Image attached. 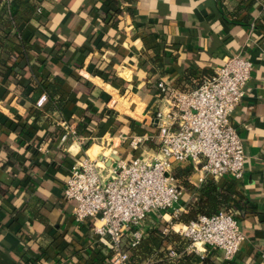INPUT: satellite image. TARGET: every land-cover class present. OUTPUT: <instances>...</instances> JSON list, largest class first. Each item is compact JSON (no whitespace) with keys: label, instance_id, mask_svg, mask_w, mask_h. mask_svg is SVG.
<instances>
[{"label":"crops","instance_id":"0c3cea01","mask_svg":"<svg viewBox=\"0 0 264 264\" xmlns=\"http://www.w3.org/2000/svg\"><path fill=\"white\" fill-rule=\"evenodd\" d=\"M45 10L44 26L27 19L20 25L23 38L35 45L21 83L12 76L16 66L0 68V264H83L78 256L88 259L101 243H95L93 220L76 223L75 204L64 196L75 161L87 154L104 156L107 165L129 160L134 151L124 137L140 130L155 136L157 112L169 111V99L158 93L160 81L190 92L226 57L241 54L254 64L247 96L233 115L246 169L240 181H214L228 188L230 212L247 237L232 262L264 264V0H137L135 19L124 12L115 26L103 23L101 0H52ZM19 51L25 64V52ZM152 58L159 59L165 74ZM189 69L194 73L186 80ZM50 73L64 77L67 85L55 101L47 94L38 98L46 100L36 118L34 107H40L28 98L33 85L27 80ZM83 116L87 124L88 116L100 117L93 131L80 135L91 134L96 141L87 148L74 137L63 143L64 126L76 129ZM143 149L146 156L157 153L154 141ZM178 168L192 170L195 190L213 180L200 181L189 162L176 164L174 171ZM196 199L197 193L183 189L180 212ZM172 220L162 213L146 227L163 230ZM209 254L223 263L218 250L191 259L202 264Z\"/></svg>","mask_w":264,"mask_h":264},{"label":"built area","instance_id":"2783aa9c","mask_svg":"<svg viewBox=\"0 0 264 264\" xmlns=\"http://www.w3.org/2000/svg\"><path fill=\"white\" fill-rule=\"evenodd\" d=\"M253 71L252 60L241 54L226 57L193 91L183 92L160 81L158 87L169 99L170 108L157 112L155 136L124 137L134 151L129 160L107 165L104 156L87 154L75 161L64 196L75 204L76 223L93 220L95 243L104 244L110 264L130 263L124 241L129 247L138 246L150 230L146 223L152 216L169 213L177 218L181 213L178 207L183 189L173 176L176 164L191 163L200 173V181L208 177L243 179L247 156L233 115L247 96ZM64 127L63 143L74 137L87 148L96 141L91 134L80 137L73 126ZM148 141L157 145L155 156L143 152ZM163 233H175L186 240L189 255L218 250L227 262H232L247 242L237 214L224 210L188 224L171 221ZM170 256L175 257V252Z\"/></svg>","mask_w":264,"mask_h":264},{"label":"trees","instance_id":"16d2710c","mask_svg":"<svg viewBox=\"0 0 264 264\" xmlns=\"http://www.w3.org/2000/svg\"><path fill=\"white\" fill-rule=\"evenodd\" d=\"M50 1L52 0H0V68L3 71H13L14 66H16V69L19 68L20 71H16L15 69L12 76L20 83L24 76L23 74L27 73L25 70L29 65L27 62L28 56L35 49L33 41L23 38L20 25L27 19L29 22L37 23L38 26H44L49 19V13L45 10V4ZM101 2L105 8V12L103 13V23L105 25L115 26L119 16L124 12L129 13L131 18L135 19L137 0H101ZM19 48L23 49L27 57V60L24 62L25 64L22 62L21 55L23 53L19 51ZM151 61L154 63L155 68H158L162 73L165 71V67L160 63L158 58H152ZM2 70L0 73L4 74ZM149 71L151 72V70ZM188 72L186 80L190 79L194 70L189 69ZM201 72L205 71L201 70ZM27 82L33 85V90L28 98L34 106L38 104V98L43 94H47L50 99L55 101L60 90L67 85V80L64 77L52 73L48 76H43L39 80L31 75L28 77ZM201 82L199 81L196 88L200 86ZM158 93L164 96V92L159 87ZM58 105L62 107L63 103L61 102ZM44 106L40 108L34 107L36 118L42 115L41 108ZM111 113V110H106V114L110 115ZM88 117L90 119L89 124L85 123L87 119H85L86 116H83L84 123L77 125V135L80 136L84 135L86 131H93L100 119V117ZM143 133L144 131H139L140 135ZM192 174L191 169L178 168L173 171V176L179 187L197 193V199L190 202L187 205L186 211L181 212L177 218L173 217L172 221L188 224L197 220L199 216H212L221 210L229 212L230 206L228 205V201L230 195L228 188L219 186L217 182L211 180L200 187L199 191L195 190L196 184L190 179ZM162 225L166 226L167 223ZM157 238L160 240L159 246L154 243V239ZM187 244L188 242L183 240L178 234L170 233L167 235L159 227H153L147 232L145 238L138 246L127 249L130 255L129 264H194L191 259L193 256L187 254L185 251ZM104 248V244H98V247L89 253L88 259L85 260L79 255V262L83 264H110L108 262L109 257L103 254L102 249ZM171 251L175 252V257L170 256ZM202 264L220 263L212 257V254H209L203 259ZM222 264L236 263L227 262L223 259Z\"/></svg>","mask_w":264,"mask_h":264},{"label":"rangeland","instance_id":"374dc122","mask_svg":"<svg viewBox=\"0 0 264 264\" xmlns=\"http://www.w3.org/2000/svg\"><path fill=\"white\" fill-rule=\"evenodd\" d=\"M92 157V156H91ZM94 158V157H93ZM174 225H175V223H174ZM154 243L157 245V246H159V244H160V240L157 238V239H154ZM129 248V246H128V243H127V241H126V239H125V241H124V249L127 251V249Z\"/></svg>","mask_w":264,"mask_h":264},{"label":"bare ground","instance_id":"6f19581e","mask_svg":"<svg viewBox=\"0 0 264 264\" xmlns=\"http://www.w3.org/2000/svg\"><path fill=\"white\" fill-rule=\"evenodd\" d=\"M93 156H95V155H93Z\"/></svg>","mask_w":264,"mask_h":264}]
</instances>
